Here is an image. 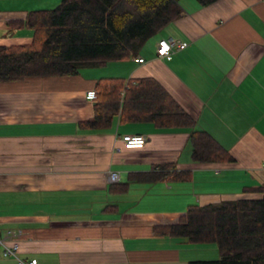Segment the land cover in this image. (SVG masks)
<instances>
[{
  "label": "crops",
  "instance_id": "1",
  "mask_svg": "<svg viewBox=\"0 0 264 264\" xmlns=\"http://www.w3.org/2000/svg\"><path fill=\"white\" fill-rule=\"evenodd\" d=\"M61 0H0V46L30 45L33 31L8 22ZM183 14L152 36L136 57L84 68L78 76L0 84V234L19 230L17 255L39 264H189L219 258L218 246L155 236L189 206L260 199L264 186V0H219L201 6L180 0ZM185 43L171 59L162 40ZM143 59L142 63L135 62ZM110 77H102L110 74ZM155 78L233 158L192 161L190 130L146 123L81 130L93 118L86 92L102 78ZM143 135L125 150L121 137ZM166 168L154 184H109L130 173ZM117 173L115 182L109 176ZM180 172L189 178L175 180ZM253 189V190H252ZM106 207L108 209H106ZM0 264H18L0 255Z\"/></svg>",
  "mask_w": 264,
  "mask_h": 264
},
{
  "label": "trees",
  "instance_id": "2",
  "mask_svg": "<svg viewBox=\"0 0 264 264\" xmlns=\"http://www.w3.org/2000/svg\"><path fill=\"white\" fill-rule=\"evenodd\" d=\"M196 1L208 6L219 0ZM179 2L61 0L54 9L29 11L25 19L8 22L12 30H32L33 38L30 45L0 46V84L70 78L84 68L132 59L152 36L182 16ZM93 91V118L79 122V129L108 130L116 120L123 125L146 123L161 130L187 129L193 162L233 161L207 132L194 129L196 119L155 78H102ZM169 175L164 167L133 172L127 182L109 184L108 191L125 194L131 182L154 184ZM172 178L181 181L189 174L180 172ZM255 190L262 193L260 199L189 206L176 223L156 225L152 232L155 236L186 238L195 245L218 246L217 260L189 264H264V186Z\"/></svg>",
  "mask_w": 264,
  "mask_h": 264
},
{
  "label": "built area",
  "instance_id": "3",
  "mask_svg": "<svg viewBox=\"0 0 264 264\" xmlns=\"http://www.w3.org/2000/svg\"><path fill=\"white\" fill-rule=\"evenodd\" d=\"M186 47L185 43H178L172 40H165L162 39L158 43V56L164 57L165 59L169 60L172 57V54L175 50H183ZM135 62L142 63L143 59H136ZM86 99L90 101H94L96 99V93L93 90L87 91ZM146 137L143 135H130L126 134L121 137V143L125 150H139L143 148L146 144ZM118 174L112 173L109 176V182H115L117 179ZM21 231L19 230H5L2 234H0V255L3 257H11L15 258L18 264H39L36 259H21L18 255V247L19 244L16 242L17 238L21 236Z\"/></svg>",
  "mask_w": 264,
  "mask_h": 264
},
{
  "label": "rangeland",
  "instance_id": "4",
  "mask_svg": "<svg viewBox=\"0 0 264 264\" xmlns=\"http://www.w3.org/2000/svg\"><path fill=\"white\" fill-rule=\"evenodd\" d=\"M111 76V73L110 74H106L105 76H102V77H110Z\"/></svg>",
  "mask_w": 264,
  "mask_h": 264
}]
</instances>
